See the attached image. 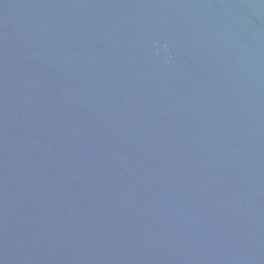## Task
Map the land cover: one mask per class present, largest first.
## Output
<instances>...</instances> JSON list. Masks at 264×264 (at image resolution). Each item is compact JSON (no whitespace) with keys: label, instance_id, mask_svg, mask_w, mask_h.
<instances>
[{"label":"water","instance_id":"obj_1","mask_svg":"<svg viewBox=\"0 0 264 264\" xmlns=\"http://www.w3.org/2000/svg\"><path fill=\"white\" fill-rule=\"evenodd\" d=\"M0 264H264V0H0Z\"/></svg>","mask_w":264,"mask_h":264}]
</instances>
